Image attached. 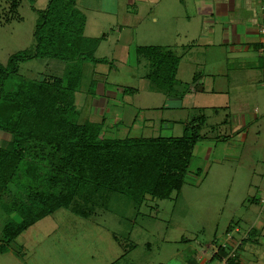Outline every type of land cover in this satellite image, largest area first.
I'll use <instances>...</instances> for the list:
<instances>
[{"label":"rangeland","instance_id":"374dc122","mask_svg":"<svg viewBox=\"0 0 264 264\" xmlns=\"http://www.w3.org/2000/svg\"><path fill=\"white\" fill-rule=\"evenodd\" d=\"M49 1L20 0L17 11L11 13L10 1L0 0L2 65H7L10 55L19 50L34 52L36 21ZM76 1L89 16L86 34L100 37L106 34L95 55L108 60L97 64L85 62L81 66L82 79L75 92L78 110L71 114L78 123L98 117L102 119L105 115L107 127L111 130L107 131L106 137L180 136L189 121L204 114L206 122L201 133L208 140L215 143L219 135L227 137L232 131L233 134L228 141H217L216 147L209 143L205 147L199 146L201 150L192 157L185 184L171 197L148 198L137 206L128 196L114 193L110 210L99 208L88 218L60 208L25 229L10 247H16L15 243L21 239L48 243L56 236L63 243L78 242L81 248L88 244V248L98 253L117 242V238L120 253L127 254L117 264H190L186 259L194 255L195 249L204 247L213 257L218 247L212 249L210 244L216 245L217 241L227 239L229 224L238 221L245 231L262 209V205L251 198L258 195L260 185L264 187V129L261 134L252 133L243 144L230 124L222 123L232 121L242 104L238 98L230 101L227 93L212 90V87L225 89L229 77H237L238 84L243 82L247 69H253L251 74L255 76L261 74L257 49H251L249 58H235L230 47L221 44L220 38L215 43L198 37L191 41L185 39L184 20L176 25L170 24L160 0H137L136 8L131 5L126 8L123 1L128 0ZM102 11H110L112 16L102 14ZM134 11L139 14L135 16ZM167 43L178 44L173 47V52L182 57L177 75L181 82L171 93L158 88L146 77L148 61L143 58L139 63L135 53L139 45L164 46ZM247 63H251V67H246ZM65 67L64 61L50 57L22 61L18 73L11 75L5 86L13 88L21 77L60 76ZM94 79H99L117 93V96L110 97L105 111L102 107L96 110L97 104H93L94 100L103 98L99 83L94 84ZM232 91L240 94L245 90L236 87ZM111 118L120 121L117 126H113ZM255 164L258 167L254 173L252 167ZM51 225H57V232L52 236ZM70 232L75 233L71 235ZM132 243L135 247L131 249ZM253 251L264 255V247L249 240L242 256L251 258ZM71 253L76 255L74 251ZM217 259H211L209 264H219Z\"/></svg>","mask_w":264,"mask_h":264},{"label":"trees","instance_id":"16d2710c","mask_svg":"<svg viewBox=\"0 0 264 264\" xmlns=\"http://www.w3.org/2000/svg\"><path fill=\"white\" fill-rule=\"evenodd\" d=\"M8 1L9 12H16L20 0ZM86 21L76 0H50L36 21L34 52L19 50L7 65L0 63V131L11 137L0 144V252L60 208L89 217L99 208L110 210L114 193L137 206L148 198L171 197L185 184L194 147L205 138L204 114L189 121L182 135L168 137H106L104 122L78 123L71 114L78 110L81 66L108 62L95 55L102 38L84 35ZM136 54L139 63L148 61L147 78L174 91L180 56L161 45H139ZM35 57L58 59L66 67L60 76L21 77L6 88L20 63ZM227 252L220 244L211 259L219 262Z\"/></svg>","mask_w":264,"mask_h":264},{"label":"crops","instance_id":"0c3cea01","mask_svg":"<svg viewBox=\"0 0 264 264\" xmlns=\"http://www.w3.org/2000/svg\"><path fill=\"white\" fill-rule=\"evenodd\" d=\"M159 2L160 5L161 2H163L162 11L164 14L166 12V15L169 17L170 24L176 25L179 24L180 21L184 20L183 24H186V34L184 38L187 40H195L198 37L210 39V42L215 43L216 40L220 38L222 42L221 44L228 45L230 50L234 53L235 58H241L243 56L249 58L251 49H257L259 57L258 62H260L258 70L262 71L261 74L255 76V74H251L253 69H247V74L244 75V71L242 72L245 77L243 82L241 81V83L238 84V80L236 79L237 77H234V79L229 77L227 87L225 89L212 87V90L214 93H227L230 101H232L233 98H238L239 102L242 104V106L238 108V115L236 114L239 118L235 116L232 119L233 122L225 121L222 123H225V125H228L229 123L231 130L234 129L236 131L235 136H239L243 144L248 141L252 133L261 134V130L264 129V36L260 32V25L264 20V11L262 9L261 0H160ZM117 3L119 2L117 1ZM123 3L126 4V8H129L130 5L135 6L136 8L137 0L123 1ZM139 3L141 4V2ZM102 12V14L112 16V12L110 11ZM134 12L135 16L139 14L137 11ZM84 13L87 18L84 35L86 37H100L97 35L90 36L89 34H86L89 16L85 10ZM154 19L157 21L158 17L155 16ZM105 35L106 34L103 33V36ZM103 36L101 38H103ZM99 46L100 43L98 47ZM164 46L173 50L175 47H178V44L167 43ZM98 47L96 51L98 50ZM181 58L182 57L180 56L176 73L177 83L181 82L177 76L180 69ZM250 65L251 63L245 64L246 67H251ZM193 79V83L195 85V74ZM93 81L96 82V85L99 83V92L103 97L102 99L94 100L93 104H97L96 110L102 107L105 111L110 97L117 96V93L115 94L114 91L107 88L103 82H99V79H94ZM213 85L215 86V81H213ZM236 87L245 91L240 94H233L232 90ZM215 90H217V92H215ZM102 116V119L98 117L97 119L91 121L104 122L101 134L105 135L107 131L111 132V130L108 129L106 124L107 117H105V115ZM110 120H112L113 126H117L120 122L116 118H111ZM167 127H169V124H167ZM216 127L217 125L214 126V128ZM251 129H255L254 131L256 132H251ZM232 134L233 131L227 137L219 135L215 143L208 140L206 137L199 140L194 147L193 155L197 150H201L199 146L205 147V145L209 143L210 145L216 147V143H219L217 141L221 139L224 142L228 141ZM160 135L166 137L173 136V134ZM10 138L11 137L7 133L0 131V144ZM257 167L258 164L253 165L252 168L255 169L253 171L254 173ZM256 193L258 195H252L251 200L260 203L262 205V209L257 216L252 218L250 227L245 229V231H242L240 223L238 221L233 222L227 227L226 233L228 237L224 242L217 241L215 243L216 245L210 244L212 249L216 246L218 247L220 244L226 246L227 250H231L236 247L238 254L233 264H264V255H257V252L255 251H253L254 256L251 258L242 256V251L249 240L256 243L259 247H264V204L261 203V198L264 197V187L261 188L260 185ZM13 216L16 220H20V216L18 214H14ZM51 221L53 222V220ZM56 226L51 225V236L57 232ZM83 228L86 230V225H84ZM70 233L72 235L75 232ZM47 236L50 237V233H47ZM21 240V242L15 243L16 247H10L8 251L0 252V264H117L125 255V253H120V244L117 238L115 240L117 242L113 245L107 246L105 251L100 250L98 253H96L93 249L88 248V244L81 248L79 247L78 242L71 241L63 243L60 240H57L56 236L51 238V241H48V243L38 241L36 239ZM210 245L208 244L207 247ZM58 246H60V248H58ZM130 246L131 249L135 247L133 243ZM71 251H74L76 255H74V253L72 254ZM211 258L212 255L208 251V248L204 247L201 250L195 249L194 255L191 257L189 256L186 260L190 264H209Z\"/></svg>","mask_w":264,"mask_h":264},{"label":"built area","instance_id":"2783aa9c","mask_svg":"<svg viewBox=\"0 0 264 264\" xmlns=\"http://www.w3.org/2000/svg\"><path fill=\"white\" fill-rule=\"evenodd\" d=\"M261 3H262V9L264 11V0H261ZM260 32L264 36V20H263V22L260 25ZM261 203L264 204V197L261 198ZM237 254H238V252H237V248L236 247L231 249V250H228L227 254L223 255L222 258L220 259L219 264H229V260L231 258L236 257Z\"/></svg>","mask_w":264,"mask_h":264}]
</instances>
